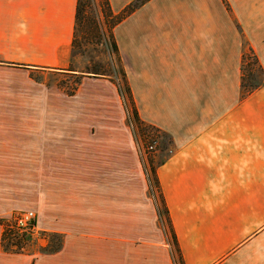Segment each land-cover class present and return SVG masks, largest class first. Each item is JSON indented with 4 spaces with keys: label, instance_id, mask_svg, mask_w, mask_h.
Masks as SVG:
<instances>
[{
    "label": "crops",
    "instance_id": "crops-1",
    "mask_svg": "<svg viewBox=\"0 0 264 264\" xmlns=\"http://www.w3.org/2000/svg\"><path fill=\"white\" fill-rule=\"evenodd\" d=\"M76 1L0 0V219L32 210L37 230L62 235L56 252L11 253L0 224V264H172L131 259L164 217L121 112L3 84L68 68ZM131 1L109 0L115 13ZM226 1L229 11L222 0H148L113 28L138 116L169 145L155 174L183 264H264V82L245 96L240 86L244 41L264 70V0ZM100 81L84 77L82 91ZM54 123L106 127H42Z\"/></svg>",
    "mask_w": 264,
    "mask_h": 264
},
{
    "label": "rangeland",
    "instance_id": "rangeland-1",
    "mask_svg": "<svg viewBox=\"0 0 264 264\" xmlns=\"http://www.w3.org/2000/svg\"><path fill=\"white\" fill-rule=\"evenodd\" d=\"M227 2V1H226ZM223 3V2H222ZM224 4V3H223ZM228 4V3H227ZM99 0H88V7L86 8L87 14L92 16L93 14L98 15L103 21L101 15ZM225 6V5H224ZM229 6V5H228ZM226 8V7H225ZM112 9V8H111ZM121 11V10H120ZM115 13V12H114ZM118 13V12H116ZM128 17V16H127ZM106 21V20H105ZM239 29V27H238ZM85 39L82 41L80 48L72 49L71 59L69 68L74 71L67 70H34L30 73L24 74L21 72L13 73L4 77V85H18L24 86L27 88L29 93L28 95H34L36 99L50 100V101H66L72 103H98L104 104L102 108H99V111H105L106 113L113 114L116 110H119L122 114L123 124L120 127V131L130 132L132 139L135 145V149L138 153L140 165L148 181V193L153 195L157 203H159L158 191L153 187L151 181L150 168L156 166L155 154L162 149H169L168 143H166V137L161 132L157 136L150 135L146 138H143L138 132L137 128L134 125L133 120L130 118L131 111L128 104V100L125 94L119 92L117 84H121L119 75L116 72V66L113 65L112 54L110 52L107 39H99L95 37L91 32H86V35L83 36ZM122 63V62H121ZM17 72V71H16ZM96 72V73H92ZM84 77H93L94 80L103 79L105 81H100L103 83H94L88 84L85 87V90L82 91V83ZM80 78V83L77 84L75 81ZM97 82V81H95ZM111 83H113L117 89L119 98L114 97L110 91ZM95 90L94 93H89L88 90ZM8 92L10 89H7ZM88 91V92H87ZM97 94V95H95ZM40 97V98H39ZM74 106V104H73ZM84 111L90 113V109H84ZM68 120V119H67ZM17 127L19 131L23 128H30L33 126H14L13 129ZM44 127L49 132H59V131H68V132H101L105 131V127L102 124L97 125H82L75 123L67 124H48ZM116 129L117 126H115ZM4 128L13 131L10 126H4ZM156 141L154 149L147 153L144 157L141 156V147L146 146L149 143ZM152 187V190L151 188ZM149 194V195H150ZM151 197V196H150ZM17 212V211H15ZM13 212V213H15ZM12 213V214H13ZM164 215H162L163 217ZM161 220H156L155 231L157 233L152 239V241L147 242L145 246L141 248H136L132 252L131 259L136 260H148V261H159V262H171L172 264H178L175 258L174 246L172 241L170 243L162 239L161 227L166 230L165 236L170 239V232L166 222L163 219V225ZM3 229V225H2ZM49 232L38 231L36 236L30 237L24 243L21 252H27L29 250H40L42 252H48L44 249L49 244L48 235ZM57 233V232H55ZM165 233V231H164ZM163 238L164 235H163ZM171 240V239H170ZM140 249V250H139ZM168 251V252H167Z\"/></svg>",
    "mask_w": 264,
    "mask_h": 264
},
{
    "label": "trees",
    "instance_id": "trees-1",
    "mask_svg": "<svg viewBox=\"0 0 264 264\" xmlns=\"http://www.w3.org/2000/svg\"><path fill=\"white\" fill-rule=\"evenodd\" d=\"M148 0H132L128 3L121 11L114 13L111 9L109 0H99L101 15L103 21L98 15L93 14L89 16L86 8L88 7V0H77L75 7V24L72 38V49L80 48L82 41L85 39L83 36L86 32H91L95 37L99 39H107L110 52L112 54L113 65L116 66V72L119 75L121 84L118 83L117 87L120 93L125 94L128 104L130 107L131 115L130 118L133 120L135 127L143 138L147 136L161 133V131L149 124L144 123L138 116V112L132 97L130 86L126 77V73L121 63L119 50L117 43L114 38L113 28L120 23L123 19L133 13L139 6L143 5ZM226 9L229 11V6L226 0H222ZM106 20V21H105ZM245 50L241 58V93L245 96L254 91L262 82H264V70L255 55L254 51L248 46L245 41ZM67 71H74L71 68L65 69ZM96 73V72H92ZM77 84L80 83V78L75 81ZM151 181L153 187L158 191L159 203L156 204L158 212L164 215L165 222L169 228L171 241L174 246L175 258L178 264H183L180 251L177 246L175 235L171 229L168 212L163 201L162 195L159 191V186L155 174V167L150 168ZM0 224L3 225L1 235V246L6 252L19 253L22 250L24 243L31 236L26 233L17 232L14 229H6V219H0ZM49 244L44 249L48 252H56L62 246V235L59 233L51 232L48 235Z\"/></svg>",
    "mask_w": 264,
    "mask_h": 264
},
{
    "label": "built area",
    "instance_id": "built-area-1",
    "mask_svg": "<svg viewBox=\"0 0 264 264\" xmlns=\"http://www.w3.org/2000/svg\"><path fill=\"white\" fill-rule=\"evenodd\" d=\"M156 145V141L141 147V156L144 157L147 153H150ZM36 214L32 210H21L11 214L6 218V229H14L20 233H26L31 237L38 234L35 225Z\"/></svg>",
    "mask_w": 264,
    "mask_h": 264
}]
</instances>
